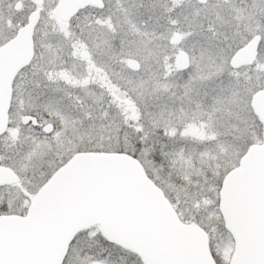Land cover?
<instances>
[{"label": "snow or ice", "instance_id": "1", "mask_svg": "<svg viewBox=\"0 0 264 264\" xmlns=\"http://www.w3.org/2000/svg\"><path fill=\"white\" fill-rule=\"evenodd\" d=\"M0 264H264V0H0Z\"/></svg>", "mask_w": 264, "mask_h": 264}]
</instances>
